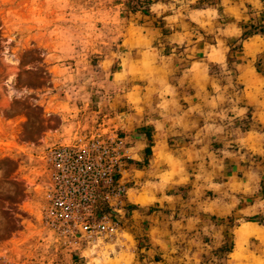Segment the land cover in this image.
Masks as SVG:
<instances>
[{
  "label": "rangeland",
  "instance_id": "1",
  "mask_svg": "<svg viewBox=\"0 0 264 264\" xmlns=\"http://www.w3.org/2000/svg\"><path fill=\"white\" fill-rule=\"evenodd\" d=\"M232 1L199 0L195 8L215 5L208 7L215 27L171 47L161 18L187 15L193 6L185 2L0 0V264H127L145 255L147 224L136 231L138 243L127 235L133 170L147 164L134 159L133 138L150 130L160 109L152 103L157 61L175 48L187 64L193 47L215 48L205 93L215 100L204 117L215 119V156L225 162L215 166V216L204 218L197 239L178 237L173 262L185 264L189 248L200 247L197 264H264V0ZM230 154L252 168L238 181L257 176L245 193L227 183ZM117 183L123 197L115 196ZM58 199L72 213L57 209ZM177 213L163 212L170 220ZM100 220L116 232L80 230ZM248 222L263 231L238 240Z\"/></svg>",
  "mask_w": 264,
  "mask_h": 264
},
{
  "label": "crops",
  "instance_id": "2",
  "mask_svg": "<svg viewBox=\"0 0 264 264\" xmlns=\"http://www.w3.org/2000/svg\"><path fill=\"white\" fill-rule=\"evenodd\" d=\"M184 2L192 7L199 0H176V3ZM220 2L225 6L228 2L233 3L232 0ZM158 5L157 2L153 7H160ZM208 7L215 5L204 4L201 8L193 6L182 17L164 15L161 20L165 24L164 28L169 29L167 37L170 41L167 44L171 47L181 42L194 44L198 39L192 40L193 37L203 36L210 26L215 27L213 12ZM221 26L220 31L229 34L232 23L228 21ZM174 51L175 48L171 49L164 56L165 61L162 58L155 66L152 103L160 109L155 108L156 114L146 123L150 130L146 129L143 134L133 138L134 159L139 163L147 160V164L146 167L133 170L134 176L139 179H135L137 187L131 188L126 196V204L132 213L131 227L134 228L132 231L128 230L127 235L138 243L136 231L146 223V247L140 250L145 251L141 259L132 258L127 264H175L173 260L179 249L178 237L183 235L184 238L191 239L194 236L192 239H197L207 229L204 218L215 216V166L225 161L216 158L219 155L215 156V152L219 151L215 150V119L206 122L207 118L204 117V106L215 100L214 95L205 94L211 84L208 65L215 64V48L214 52L189 48V54L185 57L191 60L187 64H182L184 59L181 56L184 54ZM226 56V53H219L218 62L225 61ZM163 72L166 74L163 75ZM146 152L150 153L149 156H146ZM229 156L231 158L225 165L227 183L241 186L238 191L245 193L247 187L254 186L257 176L251 177L250 181H238V172L243 170L244 174L249 175L252 168L241 166L235 154ZM183 188L186 189L184 192L178 190ZM165 209L177 210L178 218L170 220L165 217ZM244 228L251 231L244 233ZM258 228L251 222L242 224L237 228L240 230L235 237L242 240L253 235ZM188 232L191 233L190 236ZM191 242L192 240H188L187 244ZM199 248H195L193 252L191 247L189 250L186 248V260L181 259V262L200 263L203 256L198 252Z\"/></svg>",
  "mask_w": 264,
  "mask_h": 264
},
{
  "label": "built area",
  "instance_id": "3",
  "mask_svg": "<svg viewBox=\"0 0 264 264\" xmlns=\"http://www.w3.org/2000/svg\"><path fill=\"white\" fill-rule=\"evenodd\" d=\"M103 176L106 178V180L109 182H113L112 181V175L111 172H104ZM114 183V182H113ZM112 184V183H111ZM115 196L118 197H123V195L125 194V187L124 185L121 184H115ZM55 206L57 209H60L62 212L66 213V214H70L72 213V209H70V207L65 203V201L58 199L55 203ZM80 230L85 233L88 234L89 236H92L94 233H102V234H114L117 230L116 226L114 224L108 223L104 220H100L97 224H89V223H83L80 226Z\"/></svg>",
  "mask_w": 264,
  "mask_h": 264
}]
</instances>
